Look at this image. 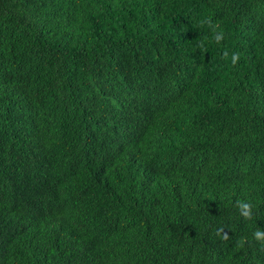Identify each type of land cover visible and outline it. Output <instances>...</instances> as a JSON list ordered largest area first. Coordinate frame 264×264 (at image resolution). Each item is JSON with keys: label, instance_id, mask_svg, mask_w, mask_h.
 Segmentation results:
<instances>
[{"label": "trees", "instance_id": "1", "mask_svg": "<svg viewBox=\"0 0 264 264\" xmlns=\"http://www.w3.org/2000/svg\"><path fill=\"white\" fill-rule=\"evenodd\" d=\"M257 227L264 0H0V264H264Z\"/></svg>", "mask_w": 264, "mask_h": 264}, {"label": "clouds", "instance_id": "2", "mask_svg": "<svg viewBox=\"0 0 264 264\" xmlns=\"http://www.w3.org/2000/svg\"><path fill=\"white\" fill-rule=\"evenodd\" d=\"M201 25H207L211 31V39L214 40L217 44L224 37V29L218 25L217 22H213L209 16H204L199 21ZM240 54L238 52H232L230 55V60L232 64H236L239 59ZM224 57L227 59L229 57V53L227 51L224 52ZM238 210L240 213L247 217L251 215L250 212V204L244 200L237 201ZM218 231H220L218 229ZM252 238L255 239L258 243L264 244V229L257 227V229L252 233Z\"/></svg>", "mask_w": 264, "mask_h": 264}]
</instances>
